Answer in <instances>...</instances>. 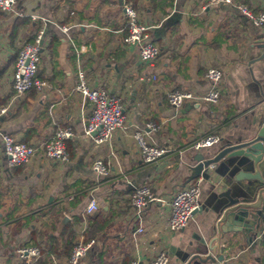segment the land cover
Instances as JSON below:
<instances>
[{"label":"crops","instance_id":"crops-1","mask_svg":"<svg viewBox=\"0 0 264 264\" xmlns=\"http://www.w3.org/2000/svg\"><path fill=\"white\" fill-rule=\"evenodd\" d=\"M127 1L17 0L14 13L0 11V106L11 104L0 120L1 131L32 145L48 141L58 128L73 133L66 142V163L38 153L28 165L9 168L0 142V264H19L17 248L43 224L55 227L48 235L57 237V249L66 227H72L76 242L91 236L95 243L79 264L132 260L149 264L161 252L167 253L169 264H178L176 253H187L189 244L196 245L210 234L214 217L204 211L192 215L184 229L170 230V202L190 183L195 153L191 145L209 135L226 137L239 130L236 124H243L247 100L242 68L250 44L264 28H255L235 6L210 5L209 0H129L139 21L152 26V40L159 49L148 66L123 41ZM236 2L256 14L261 11V0ZM18 18H28L31 24L14 32ZM40 32L38 76L46 87L27 92L12 104L16 53ZM210 67L222 70L219 103L187 102L172 109L167 101L170 92L207 90L205 73ZM79 72L90 87H102L122 98L126 129L114 132L109 144L96 146L84 133L90 104L75 90ZM148 124L157 130L150 131ZM134 132L165 148L163 158L145 164ZM98 158L107 166L106 176L92 169ZM144 186L164 202L148 206L136 219L130 196ZM208 187L201 180V203ZM92 200L98 210L87 214ZM31 215L29 227L14 229L12 220ZM63 217L68 222L58 230ZM6 218L11 222H4ZM138 227H143L142 233ZM37 242L42 247L47 243L39 238ZM221 254L225 264H264V233L255 245L245 243L239 234H225ZM61 260L52 264H67Z\"/></svg>","mask_w":264,"mask_h":264},{"label":"built area","instance_id":"built-area-1","mask_svg":"<svg viewBox=\"0 0 264 264\" xmlns=\"http://www.w3.org/2000/svg\"><path fill=\"white\" fill-rule=\"evenodd\" d=\"M209 4L235 6L255 28L261 29L264 27V0H261V11L257 14L247 6L237 3L236 0H209ZM16 5L17 0H0V11L14 13ZM123 14L128 26L127 35L123 39L124 44L137 50L139 60L143 65H152L159 55V49L153 43L151 36L152 26L142 24L139 21L137 12L129 4L123 5ZM30 18L31 20H37L35 15H30ZM41 34L42 32L36 35L33 43L24 44L17 54L12 75V104L25 93L31 90L41 91L46 87V83L36 76L40 62ZM205 79L208 87L204 93L170 92L167 95L170 107L177 110L187 102L217 105L221 97L222 70L217 67L208 68ZM75 90L84 103L90 104V113L85 120L84 133L92 140L94 145L109 144L114 132L126 129V117L120 96L110 94L102 87H90L82 72L77 75ZM10 108L11 104L0 106V120L9 113ZM147 128L150 131L157 130V126L154 124H148ZM72 137L71 129L58 128L48 141L32 145L19 141L7 133H3L0 129V142L9 168L28 165L38 153H41L49 161L66 163L69 160L66 142ZM133 137L138 143L140 155L145 164L159 161L167 152L165 148L147 143L139 132H134ZM218 139L214 135L206 136L194 142L191 149L200 151L213 148ZM92 169L98 176L107 175V166L100 158L93 161ZM201 194L200 179L190 182L188 186L174 194L170 202L171 210L167 223L170 230L179 231L187 227L193 211L201 205ZM130 198L135 209L136 219L143 215L148 206L164 202L161 197L146 186L134 189ZM96 210H98L97 202L95 200L90 201L86 207V213L91 214ZM262 222L264 229V210L262 211ZM137 232L142 233L143 227H138ZM94 243L93 240H86L83 236L80 237L72 249L67 264H79ZM15 255L19 264H34L40 258L41 253L36 247L19 246ZM129 264H139V262L132 260ZM149 264H169V257L167 253L161 252ZM215 264H225V261L222 260Z\"/></svg>","mask_w":264,"mask_h":264},{"label":"water","instance_id":"water-1","mask_svg":"<svg viewBox=\"0 0 264 264\" xmlns=\"http://www.w3.org/2000/svg\"><path fill=\"white\" fill-rule=\"evenodd\" d=\"M242 70L247 100L243 124H236L239 130L219 138L213 148L194 151V165L189 167L188 182L201 178L200 183L209 186L206 199L192 215L210 212L213 225L206 238L189 244L187 253H176L178 264H215L223 260L225 234H239L245 243L255 245L264 233V29L250 44ZM66 222L63 217L58 230Z\"/></svg>","mask_w":264,"mask_h":264},{"label":"trees","instance_id":"trees-1","mask_svg":"<svg viewBox=\"0 0 264 264\" xmlns=\"http://www.w3.org/2000/svg\"><path fill=\"white\" fill-rule=\"evenodd\" d=\"M125 4H129L136 11L135 7L129 3V0ZM30 24H31V21L28 18H21V19L18 18L15 20L12 30L14 32H17L22 26L30 25ZM127 31H128V26H127V22L125 19V24L123 28V32H124L123 39L126 37ZM25 44H31V43H25ZM18 52L16 53V57H17ZM16 57H15V60H16ZM38 67H39V64H38ZM38 67H37L36 76L39 78ZM30 218H32V215L25 219L12 220V219L6 218L4 219V222H11L10 220H12V223H13L12 226H14V229H17V231H20L22 227L30 226L31 224ZM91 229L92 228L89 229V232L91 231ZM31 231H32V234L29 240L26 243H24L22 247H36L40 250V253H41L40 258L34 264H52L53 261L56 262V261H60L61 259H64V261L67 262L72 252V249L76 244V234H74V231H72V227L64 228L63 232L60 234L62 243L59 249L55 248V243H56L55 240L57 239V237L54 235L53 236L48 235V231H53V232L55 231V227L53 225L43 224L40 229L37 230L36 228H34ZM86 237H87L86 240H91V236L87 235ZM38 238L45 239L47 241L46 246L44 247L40 246L41 244L37 242ZM127 264H129V262Z\"/></svg>","mask_w":264,"mask_h":264}]
</instances>
